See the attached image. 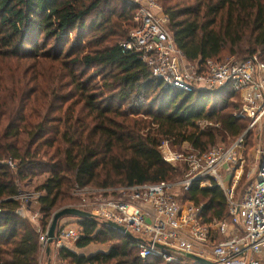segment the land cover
Segmentation results:
<instances>
[{
	"label": "trees",
	"instance_id": "trees-1",
	"mask_svg": "<svg viewBox=\"0 0 264 264\" xmlns=\"http://www.w3.org/2000/svg\"><path fill=\"white\" fill-rule=\"evenodd\" d=\"M159 2L190 61H220L225 52L264 60V0ZM136 13L122 0H0V264H40L41 233L17 213L16 196L27 181L48 175L37 187L45 232L54 213L77 199V185L183 180L188 168L164 160V140L204 153L248 128L240 95L229 87L165 86L138 53L123 51ZM202 120L214 125L201 127ZM181 193V203L202 206L203 223L229 218L219 186L195 181ZM76 219L77 249L93 243L110 249L91 255L58 249L68 264H182L142 258L135 238Z\"/></svg>",
	"mask_w": 264,
	"mask_h": 264
},
{
	"label": "built area",
	"instance_id": "built-area-1",
	"mask_svg": "<svg viewBox=\"0 0 264 264\" xmlns=\"http://www.w3.org/2000/svg\"><path fill=\"white\" fill-rule=\"evenodd\" d=\"M122 1L137 7V25L122 43L124 52L138 53L165 86L186 92L229 87L240 95L243 106L239 115L249 118L250 124L228 147H214L204 153L177 151L170 140H164L160 147L164 160L175 167L188 168L183 180L97 189L77 185L73 191L82 197L79 208L93 213L101 225L115 222L142 239L137 241L142 258L156 255L169 263L182 262L188 260L180 253L184 251L215 264H264V60L256 53L228 61L209 58L192 62L179 48L159 0ZM199 125L214 123L202 120ZM252 129L260 136V162L255 179L237 196L242 169L235 167ZM9 164L15 168V162L10 160ZM195 181L223 190L229 218L203 223L199 215L202 206L178 200V190H188ZM88 193L93 199L85 197ZM39 196L36 191L20 192L16 196L21 202L17 213L27 217V206L37 202ZM38 214L32 220L45 249L48 236ZM81 235L78 227L59 225L53 244L60 249ZM156 243L169 248H159Z\"/></svg>",
	"mask_w": 264,
	"mask_h": 264
},
{
	"label": "rangeland",
	"instance_id": "rangeland-1",
	"mask_svg": "<svg viewBox=\"0 0 264 264\" xmlns=\"http://www.w3.org/2000/svg\"><path fill=\"white\" fill-rule=\"evenodd\" d=\"M132 31V30H131ZM232 59H242V57H239L238 55H229L227 52H225L223 54V59L220 61H228V60H232ZM245 126L247 127L248 123L246 120L243 121ZM251 134L249 135V137L246 139L245 145L242 149V151L238 154V156H241V158H239V165H237L236 168H241L242 169V175H241V179L239 180L237 187H236V194L237 196H239L242 192V190L244 189V187L249 184L251 181H253L256 177V170L257 167L259 165L260 162V154H259V149H258V142L260 139V136L258 135V133L252 129L250 130ZM236 140V138H231L230 136H227L226 140H222L219 138V140L214 144V145H210L209 149H212L214 147H228L229 145H231L234 141ZM175 150H179V151H191V150H195L192 145L189 142H184L181 145L178 144H173ZM208 149V150H209ZM181 169H184L182 167H185L184 165H179L178 166ZM234 169V170H235ZM47 174H43V175H39L37 177H35L33 180H30L29 182L27 181L26 183L22 184V189L24 193H34L36 192H40L37 190V187L42 184L44 182V180L47 178ZM176 178L181 179L182 175L177 176ZM229 180V178L227 179ZM92 189H97L94 186H89ZM74 194V191H73ZM178 194L181 197L182 193L180 190H178ZM74 196L77 198L76 200H74L71 204L72 205H68V206H74V207H80L81 206V202H82V197L79 195L74 194ZM86 198H90L93 199L92 193H88V195L85 196ZM179 197V198H180ZM181 199V198H180ZM38 201L36 202H32L31 204H29L27 206V218L29 217L31 219V223L34 226V220H32V216H36L37 213L39 212L38 209ZM187 203V202H186ZM183 203V204H186ZM61 208H64L61 207ZM59 208V209H61ZM39 218L38 221L40 222L41 219V213L38 214ZM67 217L61 219L60 221V225H62L64 223V220ZM48 231V230H47ZM72 242H68L67 244H71ZM101 244L96 243L95 245H93L92 247H89L86 249V253L90 254L92 252H95V250H97L98 248H100ZM48 246V244H47ZM47 246L44 248H42L41 254L42 255V262H40V264H46L45 262V256H46V248ZM103 246V245H102ZM107 246V245H104ZM52 247L54 248V250H58V248H56V246L54 244H52ZM182 264H197L196 262L192 261V260H182Z\"/></svg>",
	"mask_w": 264,
	"mask_h": 264
},
{
	"label": "water",
	"instance_id": "water-1",
	"mask_svg": "<svg viewBox=\"0 0 264 264\" xmlns=\"http://www.w3.org/2000/svg\"><path fill=\"white\" fill-rule=\"evenodd\" d=\"M76 217L78 219H84V218H88V219H93L95 220V216L93 213L81 209L79 207H74V206H67L64 208H61L59 210H57L52 218L51 224L48 228L47 231V236H48V246L46 248V254L49 256H51V251H52V244L56 238V232L57 229L60 225V221L61 219L65 218V217ZM105 225L114 228L118 231H121L122 233H124L125 235L135 238L137 241H140L142 239L136 237L133 235L132 232H130L129 230L126 229V227H124L123 225L117 224L115 222L112 221H108ZM156 246H158L159 248L162 249H168L169 247L164 245V244H159L156 243ZM180 253L183 254V256L189 260H192L194 262H196L197 264H215L213 261L209 260L208 258L202 257L198 254L192 253V252H184L181 251ZM49 264H51V258L49 259Z\"/></svg>",
	"mask_w": 264,
	"mask_h": 264
},
{
	"label": "crops",
	"instance_id": "crops-1",
	"mask_svg": "<svg viewBox=\"0 0 264 264\" xmlns=\"http://www.w3.org/2000/svg\"><path fill=\"white\" fill-rule=\"evenodd\" d=\"M187 203H190V202H187ZM186 203V204H187ZM192 204V203H191ZM77 219L76 218H73V217H67L65 220H64V223L62 225L64 226H68V227H77L78 223L76 221ZM75 242H72L71 244H67L66 246H69L71 247L72 249H75L77 252H79L80 254H85V255H91V254H94V253H97V252H107L110 247L109 246H102L100 245L97 250H95V252H92L90 254H87L85 251L87 248L89 247H92L93 245H95V243L89 245L88 247L86 248H82V249H77L75 246ZM42 255L40 256V262H42ZM51 264H68L67 261L65 259H62L61 257H59L58 255V252L57 250L55 251L54 248L52 247V251H51ZM49 256L46 254L45 256V262L46 264H49Z\"/></svg>",
	"mask_w": 264,
	"mask_h": 264
}]
</instances>
